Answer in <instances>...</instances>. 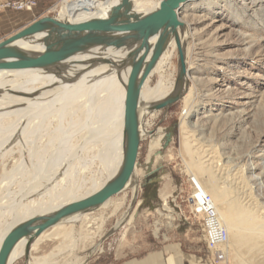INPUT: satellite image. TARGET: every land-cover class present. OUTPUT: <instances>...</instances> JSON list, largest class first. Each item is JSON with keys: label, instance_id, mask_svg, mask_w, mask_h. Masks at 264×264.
<instances>
[{"label": "rangeland", "instance_id": "374dc122", "mask_svg": "<svg viewBox=\"0 0 264 264\" xmlns=\"http://www.w3.org/2000/svg\"><path fill=\"white\" fill-rule=\"evenodd\" d=\"M160 1L130 0V4L131 9L145 14ZM52 6L53 2L48 7L51 11L44 15L60 18L58 9ZM66 8L68 19L79 21L88 17L93 6L86 0ZM179 17L184 23L188 76L181 84L182 97L177 103L141 119L136 189L128 187L102 207L45 231L32 246L28 264H84L96 250L123 243L140 245L141 241L148 243V249L155 244H178L182 251L203 259L207 254L200 221L189 213L187 203L191 180L211 196L226 228L228 254L224 264H264V249L239 246L244 228L233 216V205L228 201L233 196L244 198L258 214L264 208V188H241L231 185L230 178L235 169L245 175L241 168L250 162L256 167L264 154V0H194L180 9ZM168 53L169 60H163L151 74L145 90L158 82L175 88L177 50L169 47ZM79 101L65 117L44 120L37 136H33L32 147L11 143L0 153V231L17 223L14 214L18 209L11 210V205L20 207L48 199L43 188L32 194L26 192L38 171H49L52 160L65 147L71 149L63 165L70 170L69 175L56 181L57 191L65 193L66 198L80 199L107 181L98 156L99 145L93 147L86 141V119ZM185 107L190 112L184 117ZM56 129L62 131L60 141L54 140ZM209 149L213 150L209 157L214 164L202 155ZM257 169L258 175L261 172ZM165 197L168 207L175 209L173 213H177L174 205L181 210L178 223L169 221L166 213L162 216L151 210L159 205L167 208ZM18 258L11 264H27L24 256Z\"/></svg>", "mask_w": 264, "mask_h": 264}, {"label": "bare ground", "instance_id": "6f19581e", "mask_svg": "<svg viewBox=\"0 0 264 264\" xmlns=\"http://www.w3.org/2000/svg\"><path fill=\"white\" fill-rule=\"evenodd\" d=\"M85 1L83 0L80 3ZM120 2L121 0H104L103 2L89 0L93 8L88 12L87 18L79 21L68 19L67 8L61 7L59 10L60 18L57 20L70 24H78L93 18H108L111 10L120 4ZM158 5L159 3L153 7V10L157 9ZM131 12L143 15L139 10L132 9ZM116 35L121 37V35L126 34L119 33ZM37 38L33 37L31 40H20L16 43V46L33 55L42 53L43 45L37 42ZM156 38L157 36L153 37L151 42L154 43ZM184 39V36L180 38L182 44ZM127 44L118 50L113 47L102 49L95 47L85 53L76 54L48 70H0V153L6 151V148L11 143L14 145L22 142L27 146H31V144L33 146V136H37L39 130L37 128H40L44 120H50L52 117H58L59 119L65 117L66 111L71 110L74 103L80 99L79 102H81L82 112L85 114L86 119V123L83 125V129L86 130V141L88 144L93 143V147L99 145L98 156L108 175L107 181L112 179L120 170L123 160V120L130 66L122 67L121 60L125 58L128 50ZM169 47H175L173 39L167 43L165 50L150 73L146 76L140 89L138 103L140 134L143 131V128H141L142 117L151 115L149 108L166 100V98L175 92L174 87H167L162 82H158L154 88L145 90V84L151 74L163 60H169ZM149 56L150 53H148L146 60L149 59ZM62 111H64L63 115ZM189 112L190 109L185 107L184 117ZM60 127L57 128L60 129ZM58 129H56L57 135L54 139L56 141H60L61 138L60 134L62 131ZM50 142L52 143L53 140H50ZM188 142V139H186V149L189 146ZM82 148L84 147H80V149ZM70 149V146L65 147L62 149L61 154L54 157L49 171L48 169L45 171L40 169L43 160L41 156L39 157L38 160L41 166L38 169L41 172L38 171L39 173L34 176V180L30 184L31 187L29 186L30 188L26 194L36 193L39 189L43 188L48 199L31 201L20 207H18L19 205H11V210L15 209V207L18 209L14 214L16 224L34 216L52 212L73 201L86 198L97 192L107 182L100 188H95L90 195L80 199H75L73 196L66 198L65 193L62 194L60 191H57L58 183L56 181L59 178L63 179L67 174L69 175L70 168L63 165V161ZM202 152L204 153L202 155L209 158L207 159L209 163L214 164L213 158L209 157L213 150L209 149ZM250 163L245 169L241 168V170H244L245 175H243L240 169H235V173L230 175L231 185H237L245 189L248 188L249 190L264 188V154L262 153L260 155V160L256 167ZM256 169L261 173L259 172L260 174L258 175L257 173L255 174ZM191 182L197 186L192 180ZM132 188L136 189V186ZM228 201L233 205L231 208L233 216L244 228L240 235L241 241L239 246L247 248L248 250L253 248L264 249V208L262 209V215L261 212L258 214L257 211H254V208L244 198L233 196ZM15 203L18 204L17 202ZM166 203L165 197L164 207ZM215 210L217 212L216 207ZM217 214L219 215L218 212ZM79 216L81 215H76L72 218L76 219ZM11 227L0 231V245ZM40 236L30 246V250ZM25 242L23 240L14 248L10 255L9 264L14 262L18 256L24 255Z\"/></svg>", "mask_w": 264, "mask_h": 264}, {"label": "water", "instance_id": "95a60500", "mask_svg": "<svg viewBox=\"0 0 264 264\" xmlns=\"http://www.w3.org/2000/svg\"><path fill=\"white\" fill-rule=\"evenodd\" d=\"M194 0H161L158 8L146 14L132 13L130 0H121L108 18H93L78 24L60 22L45 16L0 41V70H48L76 54L91 49L113 47L128 50L121 66H130L125 94L123 120V160L118 173L97 192L73 201L52 212L34 216L12 226L0 245V264H9L14 248L25 240L24 257L28 264L30 246L45 231L76 215H84L102 207L109 199L135 187V167L141 141L138 103L140 89L155 63L173 39L177 50L178 73L175 92L166 100L149 108L150 112L167 109L182 97L181 84L187 76L185 50L180 42L184 23L179 17L180 9ZM123 33L126 35L117 36ZM157 36L154 43L153 37ZM43 45V52L30 54L16 43L31 40ZM150 53L149 59L146 57ZM109 64V63H108ZM185 89V87L183 88Z\"/></svg>", "mask_w": 264, "mask_h": 264}, {"label": "crops", "instance_id": "0c3cea01", "mask_svg": "<svg viewBox=\"0 0 264 264\" xmlns=\"http://www.w3.org/2000/svg\"><path fill=\"white\" fill-rule=\"evenodd\" d=\"M52 2L53 0H37V6L30 12L0 11V41L44 17ZM147 244L145 241L132 246L131 243L127 245L123 243L107 247L106 250H96L89 255L84 264H209L207 255L202 259L199 255L182 251L178 244L174 246L152 244L154 245L152 249H148Z\"/></svg>", "mask_w": 264, "mask_h": 264}, {"label": "built area", "instance_id": "2783aa9c", "mask_svg": "<svg viewBox=\"0 0 264 264\" xmlns=\"http://www.w3.org/2000/svg\"><path fill=\"white\" fill-rule=\"evenodd\" d=\"M82 1L83 0H53L52 7H54V10L58 9L59 12L61 7L70 6ZM36 6L37 0H3L0 2V11L30 12ZM50 11L51 8L47 10V13ZM191 185V193L187 197L189 213L197 217L200 221L201 235L207 254V260L209 264H224L227 261L228 254V238L225 227L217 215L211 196L202 192L197 186L193 185L192 182ZM166 206L167 208L164 209L162 205H159L153 210L158 212V215L163 216L164 213L168 214L166 218L169 221L178 223L182 215L181 210L174 205V207L177 208V213H173L172 210L175 209L169 208L168 203H166ZM170 215H173V217ZM186 220L187 219H185V221Z\"/></svg>", "mask_w": 264, "mask_h": 264}]
</instances>
